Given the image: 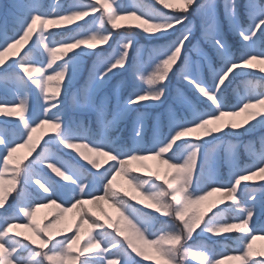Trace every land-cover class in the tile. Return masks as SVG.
<instances>
[{
    "label": "snow or ice",
    "instance_id": "6c2138e0",
    "mask_svg": "<svg viewBox=\"0 0 264 264\" xmlns=\"http://www.w3.org/2000/svg\"><path fill=\"white\" fill-rule=\"evenodd\" d=\"M220 8L218 0L0 4V264H264L254 249L264 238V135L243 142L244 164L236 142L264 127V0H223V17ZM193 17L211 54L193 43ZM137 32L164 43L137 47ZM89 55L83 101L74 93L68 107ZM177 73L192 95L177 88L167 103ZM150 108L151 116L140 111ZM128 119L130 138L110 135ZM41 208L54 209L43 224Z\"/></svg>",
    "mask_w": 264,
    "mask_h": 264
},
{
    "label": "rangeland",
    "instance_id": "374dc122",
    "mask_svg": "<svg viewBox=\"0 0 264 264\" xmlns=\"http://www.w3.org/2000/svg\"><path fill=\"white\" fill-rule=\"evenodd\" d=\"M8 2H9V0H0V4H3V5H7ZM42 2L47 5V4H49L51 2V0H42ZM66 2H67V0H66ZM122 2L123 3H129L130 0H122ZM222 3H223V0H218V4L221 5V8H220L221 17H223ZM0 19H2V17H0ZM80 23H83V22L81 21ZM192 23L194 25V29L193 30H194V34L196 36V40H194L193 43L195 44V43L199 42L201 44V46L206 51H208L211 54V49L201 39V32H200V28H199V25H200L199 18L198 17H193L192 18ZM223 27H224L226 36L229 38V40L230 41H236L237 38L229 31L226 21H223ZM135 38L139 41V44L137 45V47L143 45L146 48H150V47H152L154 45L164 43V41H162V40L161 41H149L143 35V33H140V32H137L135 34ZM189 47H191V45H189ZM133 55H135V53H133ZM94 59H95V57H90V55L89 56H85L83 58L82 71L78 74V76L76 78V81L73 84L72 89L69 91L67 97H65L68 107H71L72 95L74 93L78 94L79 99H80L81 102L83 101V89L88 84V76H89V71L88 70L91 69ZM143 59L144 60L148 59V53L147 52L143 53ZM129 74L130 73H125L122 77L119 76L118 79H117V77H115L112 80L111 84L106 85L103 88V90L99 93V95H105V94L111 95L112 91H113L112 85L117 84V82L121 81V80H128ZM253 78L258 79L259 78V74H257L255 77H252V76L241 77V80L253 79ZM171 80H172V83L169 85V99H168L167 103H171L177 88H181L188 95H192V93L183 85V82L178 80V73H177L176 76H172ZM237 83L239 84L240 81L238 80ZM234 87H235V85H234ZM240 91L241 92L243 91V85L242 84H241V87H240ZM120 94H121V96H126L128 94V92H126L125 88H122L121 91H120ZM229 94H231V90H229ZM3 95H5V93L3 92V89H0V96H3ZM31 95H32V97L34 99L35 98V93L33 92ZM233 102H235V96H233ZM166 106H167V104H166ZM88 111H91V110L78 111L77 115H79L83 119L85 117V116H83L84 113L85 112L88 113ZM140 111L148 112L149 116L154 114V109L153 108L140 109ZM91 112L93 113L92 115L95 117L94 119H96L95 113L93 111H91ZM225 119H229V118L226 117ZM236 119H240V118H236ZM45 127H47V126H45ZM149 127H150V123L146 127V130ZM113 130H115L114 136H119V137H123V138H130L131 135H132V123H131V120L128 119V120H124V121L120 122L119 125L117 126V128H115ZM149 131H150V134L152 135L151 128H149ZM147 133L148 132L146 131V134ZM39 134L40 133L38 132L35 135H39ZM262 135H264V127H257L252 132H250L248 134H245L244 136L239 137V140L236 141L239 144V147L237 148V152L239 154V159H240L241 164H244V163L248 162V156L244 153V150H243V142H247L249 140H253V141H256L257 144H258L259 138ZM224 139L225 140H232L233 138L232 137H225ZM217 151H218L219 157L221 158V160H223L225 158V156H226L225 147L221 146ZM25 152H26V149H21L19 151L18 155H23V154H25ZM64 158L65 159H69V157H67V156H65ZM148 163L153 165V167H155V162L149 161ZM133 165L136 166L135 162H133ZM161 171H163V169ZM219 171H220L221 178L226 180L228 178V176H229V167H228V165L226 163H221ZM218 195H219L218 193L214 194V196L211 197L210 199H215L216 196H218ZM105 208L108 210V212L110 214L115 215V212H114L113 209L108 208L107 205H105ZM53 212H54V209H52V208H41V209H38L37 214H36V219L41 224L46 223L47 219L50 218V216H51V214H53ZM74 215H75L74 212L67 213L65 215V219H64L63 223L64 224H71L73 222ZM260 226H264V217H262L259 220L258 224H257V227H260ZM205 242L210 243V244L213 243L212 241H208L207 238H205ZM221 243L222 244L231 245V241H221ZM254 249L255 250H264V238H258L254 242ZM223 250L224 249L222 247H217L216 248L217 252L223 251ZM144 264H150V262L145 261ZM224 264H237V262L236 261L226 260V261H224Z\"/></svg>",
    "mask_w": 264,
    "mask_h": 264
},
{
    "label": "trees",
    "instance_id": "16d2710c",
    "mask_svg": "<svg viewBox=\"0 0 264 264\" xmlns=\"http://www.w3.org/2000/svg\"><path fill=\"white\" fill-rule=\"evenodd\" d=\"M144 2L145 3H153L154 2V0H144ZM157 7H160L159 5H156ZM119 78V76H117V79ZM128 79H130V74H129V76H128ZM125 90H126V92H128V90H127V88H125ZM93 113L91 112V111H88V113L87 112H85L84 113V115L83 116H85L83 119H85V120H89V121H92V122H95V117L92 115ZM150 128V127H149ZM149 128H147V137L150 139L151 138V134H150V131H149ZM114 134H115V130H112L111 131V133H110V135H112V136H114ZM244 136V135H243ZM251 139V138H250ZM137 207H139V205H137ZM47 222V221H46Z\"/></svg>",
    "mask_w": 264,
    "mask_h": 264
}]
</instances>
